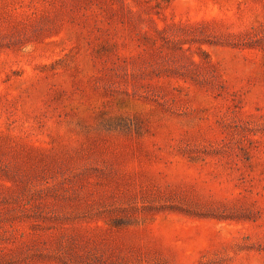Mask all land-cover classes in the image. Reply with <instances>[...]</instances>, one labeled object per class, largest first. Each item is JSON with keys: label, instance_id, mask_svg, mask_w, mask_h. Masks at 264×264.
Listing matches in <instances>:
<instances>
[{"label": "rangeland", "instance_id": "1", "mask_svg": "<svg viewBox=\"0 0 264 264\" xmlns=\"http://www.w3.org/2000/svg\"><path fill=\"white\" fill-rule=\"evenodd\" d=\"M0 264H264V0H0Z\"/></svg>", "mask_w": 264, "mask_h": 264}]
</instances>
